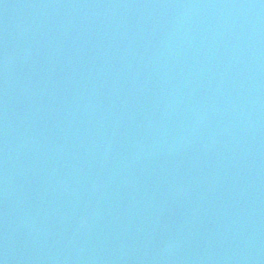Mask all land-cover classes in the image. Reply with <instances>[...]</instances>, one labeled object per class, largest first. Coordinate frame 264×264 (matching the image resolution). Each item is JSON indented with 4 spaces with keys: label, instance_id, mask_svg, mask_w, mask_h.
<instances>
[{
    "label": "water",
    "instance_id": "obj_1",
    "mask_svg": "<svg viewBox=\"0 0 264 264\" xmlns=\"http://www.w3.org/2000/svg\"><path fill=\"white\" fill-rule=\"evenodd\" d=\"M0 264H264V0H0Z\"/></svg>",
    "mask_w": 264,
    "mask_h": 264
}]
</instances>
